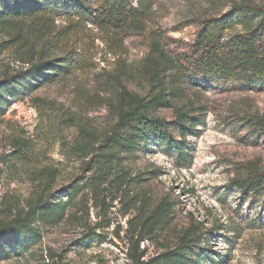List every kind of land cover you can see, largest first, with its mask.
<instances>
[{
  "label": "trees",
  "instance_id": "16d2710c",
  "mask_svg": "<svg viewBox=\"0 0 264 264\" xmlns=\"http://www.w3.org/2000/svg\"><path fill=\"white\" fill-rule=\"evenodd\" d=\"M157 1L0 0V54L11 47L24 48L23 61L28 65L0 80V117L18 92L26 95L89 71L94 65L87 49L94 41L93 29L104 35L110 54L124 56L126 40L147 34ZM83 40L87 45H80ZM166 44L164 34L154 29L149 33V54L140 66L103 70L97 76V95L114 115L112 124L100 129L88 118L61 117L52 141L59 142L62 156L79 164L63 191L58 190L60 164L43 165L51 160L48 147L38 149L33 138H14L11 152L2 159L4 169L12 173L22 163L40 167L31 173L35 185L25 205L18 201L0 204V261L30 253L42 242L45 229L80 221L79 217L88 215L89 203L105 219L116 204L128 202L129 211L135 210L138 194L134 195L132 187L151 174L133 175L124 160L142 148L155 144L178 167L188 168L193 157L187 140L204 125L207 113L197 101L186 100L188 90L264 91V0L234 2L227 13L203 20L184 55L172 54ZM135 82L139 90L130 88ZM163 110H173L174 120L162 118ZM238 123L264 138V115L241 114ZM73 128L76 135L69 140L67 133ZM234 183L241 196L264 198V170L253 167ZM152 199L145 195L138 211L140 220L126 232L127 264L214 262L213 232L194 220L182 229L173 248L147 259L142 243L156 241L176 213L170 196L148 203ZM79 226L83 227L81 222ZM109 227L110 223L103 226ZM93 238L100 239V235L94 233L82 241Z\"/></svg>",
  "mask_w": 264,
  "mask_h": 264
},
{
  "label": "rangeland",
  "instance_id": "374dc122",
  "mask_svg": "<svg viewBox=\"0 0 264 264\" xmlns=\"http://www.w3.org/2000/svg\"><path fill=\"white\" fill-rule=\"evenodd\" d=\"M258 1L158 0L147 34L126 40L128 50L121 57L110 54L104 35L93 29L94 41L87 49L94 68L26 95L18 92L0 117V204L18 201L25 205L35 185L31 173L40 167L37 163H22L12 173L4 169L2 159L11 152L15 137L33 138L38 149L48 147L51 160L43 161V165L60 164L62 177L58 190L63 191L79 164L61 155L59 142L52 141L56 136L54 130L58 129L64 114L66 117L74 114L81 120L88 118L100 129L112 124L114 115L97 95V76L104 73L103 70L140 66L149 54V33L154 29L164 34L172 54L184 55L190 51L203 20L227 13L234 2ZM2 40L0 36V42ZM87 42L83 40L80 45ZM24 58L26 51L21 47H11L0 54V80L28 68ZM138 84L135 82L130 88L139 90ZM142 86L140 79V91ZM186 100L197 101L207 112L204 125L187 140L193 157L188 168L178 167L173 158L155 144L142 148L124 160L133 175L151 174L146 175L149 179L141 185L132 187L134 195L138 194L135 210L129 211L128 202L116 204L105 219L89 203V213L79 217L80 221H67L45 229L42 242L30 253L1 260L0 264H127L126 232L131 224L138 222L145 195L153 198L148 203L168 196L176 203L175 217L168 229L159 233L156 241L142 243L147 259L173 248L179 233L194 220L203 222L205 228L213 232L210 244L214 262L211 264H264V198L243 197L234 183L253 167L264 170V138L259 139V135L238 123L241 114L264 115V91L200 93L190 89ZM159 115L168 121L174 120L173 110H163ZM67 134L71 140L76 129ZM126 212L130 213L124 216ZM80 222L83 227L79 226ZM108 223L110 227L103 228ZM94 233L100 235V239L82 241Z\"/></svg>",
  "mask_w": 264,
  "mask_h": 264
}]
</instances>
